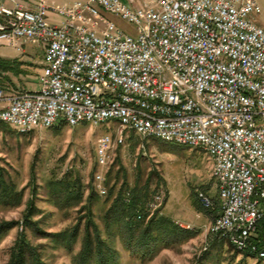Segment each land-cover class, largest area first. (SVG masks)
<instances>
[{"label":"built area","instance_id":"built-area-1","mask_svg":"<svg viewBox=\"0 0 264 264\" xmlns=\"http://www.w3.org/2000/svg\"><path fill=\"white\" fill-rule=\"evenodd\" d=\"M9 3V4H8ZM100 8L131 23L116 28ZM260 0H74L32 8L0 0V46L39 43L35 91L0 86V120L19 133L113 122L95 142L96 188L130 130L201 149L211 163L218 214L210 232L264 259V26ZM60 21L49 20L48 14ZM166 192L148 202L160 210ZM201 206L213 199L196 190ZM189 228L188 225L178 224Z\"/></svg>","mask_w":264,"mask_h":264},{"label":"rangeland","instance_id":"rangeland-1","mask_svg":"<svg viewBox=\"0 0 264 264\" xmlns=\"http://www.w3.org/2000/svg\"><path fill=\"white\" fill-rule=\"evenodd\" d=\"M56 3L67 4L59 1L51 5ZM260 4L262 11L257 20L264 26V0H260ZM99 9L107 19L114 22L116 28L136 35L134 26L120 14ZM40 71L38 66H34L21 77L8 79L9 85L4 87L5 93L10 94L13 90H37ZM4 105L5 102L0 101V109ZM114 127L113 122L97 126L82 122L70 127L57 121L51 128H38L28 133H19L9 126L0 128V168L23 192L19 206L0 204V222L21 220L30 201L34 208L31 218L40 229L56 232L74 225L79 218L82 227L86 222L85 217L81 218L85 216L84 211L78 212L76 208L60 209L54 205L48 197L47 184L50 178H59L64 173L71 172L78 174L83 184L91 188L93 173L102 169L95 162L96 139L112 132ZM110 165L112 176L120 170V176L125 175L131 184L140 176L142 181L148 179L151 190L162 188L167 195L160 214L171 217L177 224L189 226H181L187 231L184 239L161 247L152 257L145 259L127 253L116 237L115 246L121 254V264H264V259L248 256L234 248L222 235L210 232V224L218 214V200L216 183L211 175V163L201 149L154 138L142 139L127 130L124 142L115 147L111 160L103 168L104 174ZM197 189L208 193L213 199L214 207L206 209L201 206L196 195ZM98 198V203L92 209V218L100 223L104 196ZM20 231L22 223L2 233L0 264L7 263L10 248ZM25 233L34 245L39 246L46 264H73L72 257L80 248V240L75 244L73 252L69 253L63 246L35 234L30 225L25 227ZM101 233L104 235L102 227Z\"/></svg>","mask_w":264,"mask_h":264},{"label":"trees","instance_id":"trees-1","mask_svg":"<svg viewBox=\"0 0 264 264\" xmlns=\"http://www.w3.org/2000/svg\"><path fill=\"white\" fill-rule=\"evenodd\" d=\"M9 64V61L0 59V70H7ZM6 125L11 127L0 120L1 129L7 127ZM110 168L111 165L104 174L106 193L103 195L96 188V171L93 173L91 188L83 184L78 174L71 172H66L59 178H50L48 181L47 193L54 205L60 209L76 208L78 212L84 211L85 216L81 218L85 217L86 222L82 227L79 218L74 225L56 232L42 230L31 218L34 208L30 201V206L24 210L21 220L1 221L0 237L6 229L22 223V231L10 248L6 264H46L41 257L39 246L34 245L26 236L27 225L33 227L35 234L63 246L69 253L73 252L75 244L80 240V248L72 257L73 264H121L122 257L115 246L116 237L127 253L145 259L152 257L161 247L173 245L187 236V231L171 217L160 214V210L149 209L148 202L156 189L151 190L148 179L142 181L139 176L131 184L125 175L120 176V170L112 176ZM207 189L208 187L205 190ZM97 195L104 196L100 223L92 218V209L99 201ZM22 198V189H19L0 168V204L17 207L22 203ZM101 227L104 228V235L101 233ZM259 230L264 234V219L259 224ZM244 253L256 257L249 252Z\"/></svg>","mask_w":264,"mask_h":264},{"label":"crops","instance_id":"crops-1","mask_svg":"<svg viewBox=\"0 0 264 264\" xmlns=\"http://www.w3.org/2000/svg\"><path fill=\"white\" fill-rule=\"evenodd\" d=\"M51 3L54 2H66L71 3L74 0H49ZM20 2L27 8H32L33 1H22ZM45 2L51 5L50 2ZM9 4V3H8ZM60 4V3H56ZM49 20L60 21L61 18L50 12L48 14ZM43 48L39 43H24L19 48L2 45L0 46V59L9 61V68L7 70H0V86L7 87L9 85L8 79H15L21 77L23 73L29 71L34 66L42 68ZM18 75V76H17ZM8 80V81H7Z\"/></svg>","mask_w":264,"mask_h":264}]
</instances>
